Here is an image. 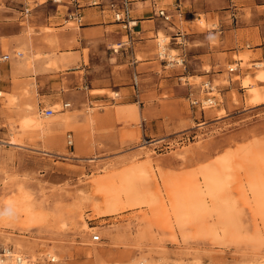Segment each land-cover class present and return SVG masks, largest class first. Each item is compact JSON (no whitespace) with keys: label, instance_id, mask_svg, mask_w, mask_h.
<instances>
[{"label":"rangeland","instance_id":"1","mask_svg":"<svg viewBox=\"0 0 264 264\" xmlns=\"http://www.w3.org/2000/svg\"><path fill=\"white\" fill-rule=\"evenodd\" d=\"M72 5L69 0H0V53L11 56L8 76L0 72V247L35 264L264 262V201L248 189V181L264 173V110L242 109L236 91L226 107L216 82L211 93L216 103L193 104L206 97L201 86L209 80L204 78L190 79L196 90L180 99L181 105L152 107L143 115L136 76L130 105L122 104L126 93L115 85L88 90L89 81L109 73L98 53L89 62V49H84L87 71L69 65L70 47L83 26ZM157 38L155 57L167 69L182 68L168 61L180 60L170 39ZM10 41L15 42L11 48ZM158 43H165L166 59L157 55ZM121 45L112 44L110 51L117 53ZM14 51L22 57H13ZM50 56L68 65L56 69ZM34 59L44 68L35 67ZM95 94L109 101L90 103ZM70 95H81L78 107ZM64 102L71 104L63 107ZM55 103L62 109L56 111ZM102 107L115 110L120 127L98 121ZM44 108L53 113L45 116ZM26 114L37 117L39 127H22ZM13 137L16 145L7 143ZM228 152L230 176L221 196L231 199V207L219 213L208 198L207 208L179 218V206L191 201L202 181L200 171L212 166L224 171L217 157ZM111 195L121 208L99 215L95 203ZM94 235L100 239L92 240Z\"/></svg>","mask_w":264,"mask_h":264},{"label":"crops","instance_id":"2","mask_svg":"<svg viewBox=\"0 0 264 264\" xmlns=\"http://www.w3.org/2000/svg\"><path fill=\"white\" fill-rule=\"evenodd\" d=\"M69 1L77 7L74 9L83 19V26L79 28L81 37L76 38L70 47L73 62L69 65L82 66L81 70L87 71L84 49H89V62L98 53L103 59L102 67H106L109 73L108 77L89 81L88 90H104L115 85L117 91L126 93L122 104L130 105L133 98L131 83L136 76L137 97L143 115L144 110L150 113L152 107L181 105L180 99L190 97L196 90L190 79L204 78L212 84L217 83L216 91L223 95L226 107H229L227 101L231 93L236 91L242 97V109L250 112L264 110V99L251 103L247 95L251 87L264 93V78L257 77L259 70L264 73V0H130L136 25L129 45L123 44L128 40L127 34L104 5H89L90 0ZM159 8L165 9L170 20L157 15ZM54 17L59 23V16ZM158 33L168 37L171 48L184 59L182 68L167 69L155 57L153 50ZM119 43L122 45L117 53L110 51L112 44ZM13 44L15 42L10 41L8 47ZM2 49L0 40V52ZM49 59L56 69L68 65L59 56H50ZM7 63L0 65L6 76L11 68ZM33 63L35 67L44 68L43 61L34 59ZM231 65H234L232 72L227 69ZM249 77L251 82L243 84ZM163 93L164 97L161 96ZM70 99L78 107L81 95H70ZM108 101L100 94L91 95L89 99L90 103ZM99 114L101 123L120 127L112 108L105 110L102 107ZM147 118H150L148 114Z\"/></svg>","mask_w":264,"mask_h":264},{"label":"bare ground","instance_id":"3","mask_svg":"<svg viewBox=\"0 0 264 264\" xmlns=\"http://www.w3.org/2000/svg\"><path fill=\"white\" fill-rule=\"evenodd\" d=\"M160 34V33H158ZM158 39V38H157ZM159 40V39H158ZM163 40V39H161ZM165 44V43H164ZM172 51V50H171ZM25 52V51H24ZM173 55V54H172ZM22 57V56H21ZM24 58H27L26 55L23 56ZM256 63V62H255ZM261 64V63H260ZM263 65V64H262ZM257 66V65H256ZM232 67V66H231ZM56 68V67H55ZM248 77V76H247ZM258 78H264V73L262 70H259L257 73ZM256 78V77H255ZM243 80V79H242ZM249 79L246 78L243 81V84L247 85L249 84ZM249 101L251 103L258 102L262 99H264V93H261L257 88L251 87L249 88ZM3 95V92L0 90V96ZM14 97V96H13ZM16 100V99H15ZM54 107L56 108V111H59L60 108L57 103H55ZM209 106V105H207ZM28 108V106H26ZM31 107V106H30ZM206 107V106H205ZM31 110V108H29ZM28 110V109H27ZM32 111V110H31ZM21 126L22 127H29V126H36L39 127V119L35 116H31L29 114H26L21 119ZM234 139V138H233ZM200 140V139H199ZM198 140V141H199ZM4 141V140H3ZM6 141H4L5 143ZM3 143V144H4ZM7 143L16 145V141L14 137L9 140ZM192 144V143H191ZM184 147V146H183ZM187 147V146H186ZM243 147V146H242ZM241 147V148H242ZM191 149V148H190ZM193 149V148H192ZM225 149V148H224ZM232 149V148H231ZM241 150V149H240ZM193 151V150H192ZM46 152V151H45ZM188 152V150H187ZM190 152V151H189ZM230 152V151H229ZM223 153L217 157V160L219 161L221 168H223L224 171L216 168L215 166L212 167H205L200 171L202 181L201 183L197 184L195 192L193 194V197L191 198V201L187 204L179 206V218H183L185 216L190 215L191 212H201V210H204L207 208L208 205V198L213 201L212 204V210L218 211L219 213H223L228 211V208L231 204L230 200L228 198H223L221 196V193L223 192L224 186L228 183L229 180V169L231 168L230 165V155L231 153ZM236 152V151H235ZM245 152V151H244ZM186 153V152H185ZM234 153V152H233ZM188 155V154H187ZM186 155V157H187ZM192 155V154H191ZM235 155V154H234ZM178 156V155H177ZM184 157V156H183ZM190 157V154H189ZM180 158V156H179ZM181 159L182 156H181ZM187 158L183 159L186 161ZM216 159V158H215ZM182 160V161H183ZM183 161V162H184ZM191 161V160H190ZM234 163V162H233ZM232 164V163H231ZM183 166V165H182ZM181 166V167H182ZM202 166V165H201ZM236 167V166H235ZM200 177V178H201ZM231 178V177H230ZM226 188V187H225ZM248 189L251 192L252 196L258 200V201H264V173H260L257 175V177H254L253 179L248 181ZM227 192V191H226ZM229 192V191H228ZM81 196H84L81 194ZM86 196V195H85ZM222 197V198H221ZM236 197V196H235ZM238 197V196H237ZM236 197V198H237ZM241 198V197H240ZM238 199V198H237ZM86 200V199H85ZM11 201V200H10ZM91 201V200H90ZM89 201V202H90ZM99 201V200H98ZM238 201V200H237ZM236 201V202H237ZM7 202V201H6ZM9 202V201H8ZM93 204V201H91ZM95 202V201H94ZM101 203V204H100ZM95 203V210L99 215H107V214H114L121 208V201L115 196L111 195L109 198H106L104 202ZM261 203V202H260ZM262 204V203H261ZM11 205V204H10ZM237 205V204H236ZM19 207V206H18ZM28 207V206H27ZM231 207V206H230ZM237 207V206H236ZM13 208V207H12ZM76 210V209H75ZM79 210V209H77ZM207 210V209H206ZM211 210V212H212ZM231 210V209H230ZM178 211V210H177ZM210 212V211H208ZM4 213V212H3ZM9 213V212H8ZM81 213V212H80ZM5 214V213H4ZM7 214V213H6ZM13 214V213H12ZM226 214V213H224ZM8 215V214H7ZM7 215H5L7 217ZM98 216V215H97ZM38 217V216H37ZM14 219V218H13ZM34 219V217H33ZM29 220V219H28ZM32 220V219H31ZM27 222V221H25ZM228 224V223H227ZM63 225V224H62ZM85 225V224H84ZM214 225V224H213ZM221 225V224H220ZM211 226V225H210ZM218 226V225H217ZM209 227V226H207ZM213 227V226H212ZM216 227V226H215ZM210 228V227H209ZM208 228V229H209ZM222 229V228H221ZM211 230V228H210ZM220 230V229H219ZM216 231V229H215ZM210 233H212L210 231ZM238 233V232H237ZM212 236V234H211ZM92 237V236H91ZM216 237V234H215ZM19 244V243H18ZM14 257H8L7 259H1L0 258V264H35L34 262H30L27 260V256L19 255L18 253H14ZM31 255V254H30ZM53 257V256H52ZM56 257V256H55ZM262 262L261 264H263Z\"/></svg>","mask_w":264,"mask_h":264},{"label":"built area","instance_id":"4","mask_svg":"<svg viewBox=\"0 0 264 264\" xmlns=\"http://www.w3.org/2000/svg\"><path fill=\"white\" fill-rule=\"evenodd\" d=\"M95 4L97 5H104L105 9H107L108 11L111 12L114 21L118 22L122 29L126 32L128 40L127 43H129V38H131L132 33H133V28L136 25V19L132 17L131 14V4H130V0H95ZM157 15L162 17L164 20H170V15L166 13L165 9L163 8H159L157 11ZM75 19L80 22L81 21V17L76 14L75 15ZM159 50L157 55L161 58H165L168 57V54H166L165 52V47L164 44H159ZM22 54L21 51H14L13 52V57H20ZM10 54L9 53H5V54H1L0 55V65L3 62H6L10 59ZM180 60H174V59H170L168 60L169 62L173 63H179V64H183V58L179 57ZM234 67H229L228 66V71H233ZM0 72H1V68H0ZM133 85L137 86V80L134 77L133 80ZM201 89L203 90V92L206 94L205 99L203 100H199V99H193L192 103L193 104H198L200 106H204V105H213L215 100H214V96L211 95L214 86L212 85V83L210 81H205L204 83H202ZM118 93L114 92V97L117 96ZM113 97V98H114ZM69 106V103H64L63 107H67ZM43 114L45 116H49L53 113V110L51 108H44L42 110ZM66 143L68 146L72 145V136L70 133H68L66 135ZM100 237L98 235H94L92 236V240L97 241L99 240ZM14 252H12L10 247H6V246H2L0 247V258L1 259H7L8 257H14ZM16 257V256H15ZM49 260L51 262H54L56 259L55 257H50Z\"/></svg>","mask_w":264,"mask_h":264}]
</instances>
